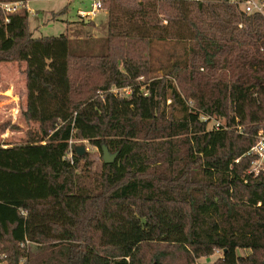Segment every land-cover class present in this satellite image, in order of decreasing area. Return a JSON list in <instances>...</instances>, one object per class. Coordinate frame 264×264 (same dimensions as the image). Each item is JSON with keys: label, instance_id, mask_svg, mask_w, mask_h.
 <instances>
[{"label": "trees", "instance_id": "16d2710c", "mask_svg": "<svg viewBox=\"0 0 264 264\" xmlns=\"http://www.w3.org/2000/svg\"><path fill=\"white\" fill-rule=\"evenodd\" d=\"M16 1L31 0H0ZM100 2L99 37L35 38L26 8L0 11V63L25 65L21 116L38 124L0 144V264H264V174L246 155L264 132V18ZM76 140L116 158L92 172Z\"/></svg>", "mask_w": 264, "mask_h": 264}, {"label": "rangeland", "instance_id": "374dc122", "mask_svg": "<svg viewBox=\"0 0 264 264\" xmlns=\"http://www.w3.org/2000/svg\"><path fill=\"white\" fill-rule=\"evenodd\" d=\"M102 1V0H101ZM92 0H31L27 1L25 8L28 11V27L32 36L57 37L59 35H90L99 37L105 32L106 23L105 7L98 10L88 21L93 25L82 28L78 18V11H90ZM84 21V20H83ZM79 23V24H78ZM73 36V37H74ZM72 37V38H73ZM75 38V37H74ZM160 49V58L163 60L178 47L168 44ZM25 65L19 63H0V144H21L26 141L28 134L38 127L36 122L27 123L21 113L25 106ZM113 93L127 95V90L112 89ZM222 123V121H220ZM209 127L212 126L210 122ZM75 146H84L88 161L91 163V171L98 173L102 164V154L89 145L86 141H73ZM246 252H241V254ZM220 255L215 253L210 257L194 259L195 263H212ZM170 264H180L179 257L172 253L167 257Z\"/></svg>", "mask_w": 264, "mask_h": 264}, {"label": "built area", "instance_id": "2783aa9c", "mask_svg": "<svg viewBox=\"0 0 264 264\" xmlns=\"http://www.w3.org/2000/svg\"><path fill=\"white\" fill-rule=\"evenodd\" d=\"M90 11H79L78 16L86 19L93 16L101 8L100 0H92ZM229 3L238 7L245 14H256L264 18V1L260 0H229ZM26 2H0V11L5 15L9 13H15L22 8H25ZM222 126L219 122L214 121V128L218 129ZM247 156H252L254 159L250 164L248 174H252L256 177L260 174H264V132L259 131L256 136L255 144L246 153ZM239 159L234 160V163H238ZM218 253V252H216ZM219 254V253H218ZM198 264V263H195ZM202 264V263H200ZM210 264V263H207Z\"/></svg>", "mask_w": 264, "mask_h": 264}, {"label": "water", "instance_id": "95a60500", "mask_svg": "<svg viewBox=\"0 0 264 264\" xmlns=\"http://www.w3.org/2000/svg\"><path fill=\"white\" fill-rule=\"evenodd\" d=\"M102 162L104 164H111L116 158L117 153H109L106 146H102ZM74 153L76 156L81 157L86 153L84 146L74 147Z\"/></svg>", "mask_w": 264, "mask_h": 264}, {"label": "crops", "instance_id": "0c3cea01", "mask_svg": "<svg viewBox=\"0 0 264 264\" xmlns=\"http://www.w3.org/2000/svg\"><path fill=\"white\" fill-rule=\"evenodd\" d=\"M95 15V14H94ZM93 15V16H94ZM92 17V16H91ZM91 17H87L86 19H84V23H88L89 21H88V19H90Z\"/></svg>", "mask_w": 264, "mask_h": 264}]
</instances>
